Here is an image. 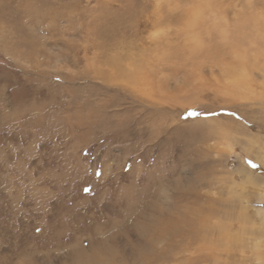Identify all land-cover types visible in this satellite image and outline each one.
<instances>
[{"label": "rangeland", "instance_id": "rangeland-1", "mask_svg": "<svg viewBox=\"0 0 264 264\" xmlns=\"http://www.w3.org/2000/svg\"><path fill=\"white\" fill-rule=\"evenodd\" d=\"M201 263L264 264V0H0V264Z\"/></svg>", "mask_w": 264, "mask_h": 264}, {"label": "bare ground", "instance_id": "bare-ground-1", "mask_svg": "<svg viewBox=\"0 0 264 264\" xmlns=\"http://www.w3.org/2000/svg\"><path fill=\"white\" fill-rule=\"evenodd\" d=\"M194 210L195 209L191 210L190 216H189V224H188V226H189V235H190V237L188 239L189 242H187V245L189 247V250H193V254L198 255L197 256L198 258H201L202 257L201 259L206 260L207 259V257H206L207 254L203 253V251H204V249L207 248V243H210V241L208 239H206V237L203 238L200 235L203 232H205L207 230V228L205 226H200L199 225V223H198V221L196 219L197 216H198V212H196ZM208 232H209V230H207V233ZM169 234H170V231H168V228H167V230L166 229H164V230L162 229L161 233L158 234L157 239L161 242L163 240V238L165 236L169 235Z\"/></svg>", "mask_w": 264, "mask_h": 264}]
</instances>
